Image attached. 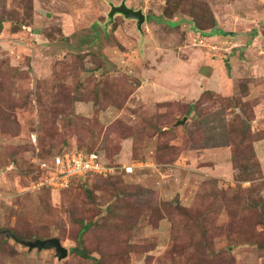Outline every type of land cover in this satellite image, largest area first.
<instances>
[{
	"label": "rangeland",
	"instance_id": "obj_1",
	"mask_svg": "<svg viewBox=\"0 0 264 264\" xmlns=\"http://www.w3.org/2000/svg\"><path fill=\"white\" fill-rule=\"evenodd\" d=\"M64 150L144 167L33 189ZM263 221L264 0H0V264H264Z\"/></svg>",
	"mask_w": 264,
	"mask_h": 264
},
{
	"label": "built area",
	"instance_id": "obj_2",
	"mask_svg": "<svg viewBox=\"0 0 264 264\" xmlns=\"http://www.w3.org/2000/svg\"><path fill=\"white\" fill-rule=\"evenodd\" d=\"M34 163L42 176L33 189L48 188L56 191L69 189L76 179L87 176L109 177L121 173L131 175L137 168L144 167L143 162L126 166L111 165L96 151H70L46 159H37Z\"/></svg>",
	"mask_w": 264,
	"mask_h": 264
},
{
	"label": "trees",
	"instance_id": "obj_3",
	"mask_svg": "<svg viewBox=\"0 0 264 264\" xmlns=\"http://www.w3.org/2000/svg\"><path fill=\"white\" fill-rule=\"evenodd\" d=\"M168 11V10H167ZM205 12H206V10H204ZM168 12H171V13H175L176 12V9H171V11H168ZM167 12V13H168ZM205 12H203V14L205 13ZM203 14H197L196 16H195V19H194V22L196 23V24H198L197 22L199 21V19L200 20H202L203 22H207V21H209V20H211V19H209L208 20V18H207V16H205V15H203ZM209 15V14H208ZM209 17H211V18H213L211 15H209ZM196 20V21H195ZM209 23V22H208ZM199 28V27H198ZM70 151H73V150H64V151H60V152H58V153H55V155H60V154H63V153H65V152H70ZM74 151H81V152H84V153H91V152H94V151H84V150H74ZM53 156H54V154H52ZM51 154H50V156H52ZM49 156V157H50ZM111 164V163H110ZM111 165H113V164H111ZM115 165H118V164H115ZM39 172V171H38ZM41 173L39 172V174H38V179L36 180V182L35 183H37L40 179H41ZM88 177H91V176H87V177H85V178H88ZM92 177H95V176H92ZM96 177H100V176H96ZM110 177H114V175L113 176H109V178ZM83 180V178H80V179H76V180H74L73 181V183L74 182H76L77 180ZM73 185V184H72ZM68 190V189H67ZM64 191V190H63ZM88 195H89V197L92 199V194H90V192H88ZM252 205V208H254V209H258V207H259V205H262L260 202H255V203H252L251 204ZM107 211L108 212H111L112 211V208L111 207H108V209H107ZM113 213V212H112ZM78 221V223H79V225H80V229H79V232L77 233V237H76V240H77V246H76V248H74L71 252H73L74 254H76V255H78L80 258H82L83 260H95L96 258L94 257V256H92L89 252H88V250L85 248V246H84V236H85V234L86 233H88L89 231H91V230H93L94 228H96V227H98L99 228V230H101V229H103V226H101L98 222H93V221H89V222H85L84 220H82V219H79V220H77ZM263 223H264V221H263ZM11 234H10V237L12 238V239H14L16 242H25L26 240H24L25 238H27L28 237V235H22V234H19V233H17V232H15V231H13V232H10ZM57 238V237H56ZM43 240V239H42ZM45 240V239H44ZM31 240H29V241H26V242H30ZM261 247L262 248H264V244H261ZM97 262V261H96Z\"/></svg>",
	"mask_w": 264,
	"mask_h": 264
},
{
	"label": "water",
	"instance_id": "obj_4",
	"mask_svg": "<svg viewBox=\"0 0 264 264\" xmlns=\"http://www.w3.org/2000/svg\"><path fill=\"white\" fill-rule=\"evenodd\" d=\"M121 14L126 19H132L137 22V26L139 29L142 28V25L146 21V16L141 10H133L128 8L125 4H122L118 7H112L111 12L109 14L110 18H113L114 15ZM187 121V118H184L183 121L179 122V124H184ZM24 245L28 246L30 249H38V250H54L55 255L59 261L66 259L69 255V251L66 247L62 245V242L59 238H49V239H36L30 242H22Z\"/></svg>",
	"mask_w": 264,
	"mask_h": 264
},
{
	"label": "crops",
	"instance_id": "obj_5",
	"mask_svg": "<svg viewBox=\"0 0 264 264\" xmlns=\"http://www.w3.org/2000/svg\"><path fill=\"white\" fill-rule=\"evenodd\" d=\"M137 169H139V168H137ZM136 171V170H135ZM135 173V172H134Z\"/></svg>",
	"mask_w": 264,
	"mask_h": 264
}]
</instances>
